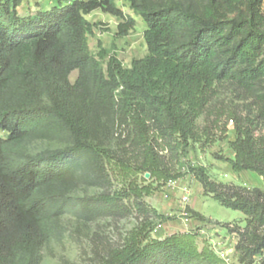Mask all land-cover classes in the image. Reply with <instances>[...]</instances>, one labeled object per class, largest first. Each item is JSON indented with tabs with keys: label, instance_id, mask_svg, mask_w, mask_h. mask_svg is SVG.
I'll return each mask as SVG.
<instances>
[{
	"label": "trees",
	"instance_id": "16d2710c",
	"mask_svg": "<svg viewBox=\"0 0 264 264\" xmlns=\"http://www.w3.org/2000/svg\"><path fill=\"white\" fill-rule=\"evenodd\" d=\"M128 1L146 24L148 50L130 68L105 50L95 55L89 45L98 24L86 16L95 11L121 20V38L135 29L136 20L115 0H55L27 16L18 11L23 0H0V264H40L66 214L94 221L120 209L114 197H74L63 188L110 157L98 139L102 127L129 128L131 146L140 151L136 172L168 183L182 174L156 148L185 151L198 141L197 122L218 85L230 82L253 99L264 122V0ZM255 120L231 118L234 156L220 159L264 183V132L257 133ZM39 141L65 144L32 151ZM188 173L205 197L246 216L244 228L223 224L238 236L239 264H264V188L216 182L204 167ZM134 190L137 198L152 193ZM144 230L104 264H226L207 245L200 248L195 233L160 240Z\"/></svg>",
	"mask_w": 264,
	"mask_h": 264
},
{
	"label": "rangeland",
	"instance_id": "374dc122",
	"mask_svg": "<svg viewBox=\"0 0 264 264\" xmlns=\"http://www.w3.org/2000/svg\"><path fill=\"white\" fill-rule=\"evenodd\" d=\"M115 3L126 15L136 20L135 29L121 38L117 35L121 20L95 11L86 16L90 22L98 24L89 37V45L95 55L105 50L109 56L117 57L125 68H130L133 60L142 59L148 54L144 40L146 24L130 8L128 0H115ZM54 4L55 0H23L18 11L22 16H27L36 12L39 6L52 7ZM108 59L103 62L104 68H107ZM77 78L78 72L75 71L70 80L74 83ZM233 116L256 119L260 126L257 133L264 132V122L257 118L258 109L254 100L247 98L232 83L225 82L218 85L215 98L197 122V142L191 141L185 151L181 148L171 150L166 144L156 148L172 171L182 174L180 179L168 183L136 172L140 151L131 146L129 128L118 123L102 127L98 139L110 157L91 163L87 170L67 181L63 188L74 197H114L120 209L94 221L73 214L64 215L57 222L51 240L42 249L40 264H104L111 253L124 247L132 235L142 229L152 239L160 240L174 234L195 233L200 248L207 245L222 260V257L230 259L226 264H239L235 251L238 236L224 228L223 224L230 223L231 229L244 228L246 216L205 197L201 185L188 173L189 167H204L216 182L264 188L262 178L256 173H234L228 163L220 159L234 154L230 146L231 141L236 139L235 124L231 121ZM64 144L39 141L32 144L31 150L57 148ZM175 144L173 147H176ZM121 159L125 160L126 166L122 165ZM172 182H176V185L170 186ZM136 187H150L152 193L137 198L134 193ZM184 196L189 199L187 204L183 202ZM191 201L193 208L209 219L208 222H201L193 216L188 205ZM185 208L189 217L183 215ZM260 262L258 259L257 264Z\"/></svg>",
	"mask_w": 264,
	"mask_h": 264
},
{
	"label": "built area",
	"instance_id": "2783aa9c",
	"mask_svg": "<svg viewBox=\"0 0 264 264\" xmlns=\"http://www.w3.org/2000/svg\"><path fill=\"white\" fill-rule=\"evenodd\" d=\"M176 185V182H172V183H170V186H175ZM189 201V199H188V197L187 196H184L183 197V202L185 203V204H187V202ZM187 209L185 208L184 209V216L185 217H189L190 215H189V213L186 211ZM223 258V260L226 262V263H229L230 262V259H228V258H224V257H222Z\"/></svg>",
	"mask_w": 264,
	"mask_h": 264
},
{
	"label": "crops",
	"instance_id": "0c3cea01",
	"mask_svg": "<svg viewBox=\"0 0 264 264\" xmlns=\"http://www.w3.org/2000/svg\"><path fill=\"white\" fill-rule=\"evenodd\" d=\"M233 156H234V154H233ZM233 156H231V157H228V158H233ZM228 166H229V164H228ZM229 168H230V166H229ZM230 170H231V168H230ZM232 171V170H231ZM187 179H189V178H187ZM197 182V181H196ZM201 190H202V193H203V189H202V186H201ZM188 205L190 206V208L193 210V211H195V212H197V213H200V212H198L197 210H195L194 208H193V204H192V201L190 202V203H188ZM201 214V213H200ZM202 215V214H201ZM204 216V215H203ZM205 217V216H204ZM206 218V217H205ZM207 219V218H206ZM208 221H209V219H207ZM228 224H230V223H228Z\"/></svg>",
	"mask_w": 264,
	"mask_h": 264
},
{
	"label": "water",
	"instance_id": "95a60500",
	"mask_svg": "<svg viewBox=\"0 0 264 264\" xmlns=\"http://www.w3.org/2000/svg\"><path fill=\"white\" fill-rule=\"evenodd\" d=\"M147 176H150L149 174Z\"/></svg>",
	"mask_w": 264,
	"mask_h": 264
}]
</instances>
